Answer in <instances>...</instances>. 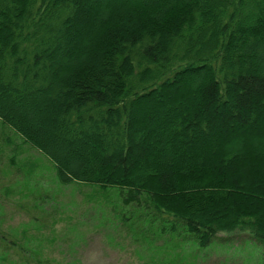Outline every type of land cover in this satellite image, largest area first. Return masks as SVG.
I'll use <instances>...</instances> for the list:
<instances>
[{
    "label": "trees",
    "instance_id": "trees-1",
    "mask_svg": "<svg viewBox=\"0 0 264 264\" xmlns=\"http://www.w3.org/2000/svg\"><path fill=\"white\" fill-rule=\"evenodd\" d=\"M0 121L62 183L264 255V0H0Z\"/></svg>",
    "mask_w": 264,
    "mask_h": 264
},
{
    "label": "rangeland",
    "instance_id": "rangeland-1",
    "mask_svg": "<svg viewBox=\"0 0 264 264\" xmlns=\"http://www.w3.org/2000/svg\"><path fill=\"white\" fill-rule=\"evenodd\" d=\"M123 195L62 183L54 162L0 121V264H264L249 231L219 232L198 246L180 224L173 229Z\"/></svg>",
    "mask_w": 264,
    "mask_h": 264
}]
</instances>
